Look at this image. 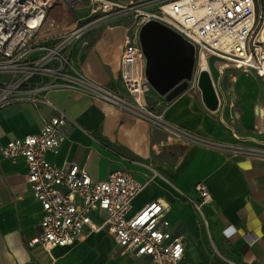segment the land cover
Wrapping results in <instances>:
<instances>
[{
    "label": "crops",
    "instance_id": "0c3cea01",
    "mask_svg": "<svg viewBox=\"0 0 264 264\" xmlns=\"http://www.w3.org/2000/svg\"><path fill=\"white\" fill-rule=\"evenodd\" d=\"M256 2L257 8L264 6V0ZM71 11L66 5L50 11L43 35L73 26L81 14L75 17ZM123 18L89 32L70 60L87 81L126 95L120 58L130 20ZM213 57H208V72L218 98L215 109L206 105L197 84L200 67L172 100L154 89L148 96L150 107L177 133L87 92L52 89L48 97L69 121L62 126L59 152L48 153V159L60 166L78 164L94 180L124 169L144 181L132 212L152 200L164 202L170 230L182 238L186 258L194 264H264V79L243 69L224 75L222 65L215 69L211 64ZM54 115L46 104L1 107L0 145L38 132ZM26 173L23 159L0 154V264H153L147 257L121 253L106 230H86L71 246L29 247L28 240L41 232V212L27 188ZM197 184L211 195L200 210L182 195L199 200Z\"/></svg>",
    "mask_w": 264,
    "mask_h": 264
},
{
    "label": "built area",
    "instance_id": "2783aa9c",
    "mask_svg": "<svg viewBox=\"0 0 264 264\" xmlns=\"http://www.w3.org/2000/svg\"><path fill=\"white\" fill-rule=\"evenodd\" d=\"M59 5L82 13L73 26L43 35L50 11ZM128 15L131 22L126 26L120 58V78L126 93L122 95L84 79L70 55L89 32ZM149 21L180 34L195 46L199 57L205 54L231 61L264 79V9L258 12L256 0H132L128 4L109 0H0V74L6 76L0 80V108L31 102L46 104L55 111L38 132L0 145L3 157L26 162L27 188L40 204L41 232L28 240L29 247L41 245L51 250L71 246L86 230H106L122 248L121 253L147 257L153 264H194L186 258L182 238L170 230L164 202L152 200L132 212L133 200L145 188L144 181L124 169L111 171L104 180H94L78 164L60 166L48 159V153L59 152L62 126L69 121L48 97L55 88L87 92L177 133L148 101L153 87L146 76L139 32ZM37 76L48 79L32 81ZM95 87L107 89L132 106L105 97ZM195 190L199 200L182 195L200 210L211 195L203 184H197Z\"/></svg>",
    "mask_w": 264,
    "mask_h": 264
},
{
    "label": "water",
    "instance_id": "95a60500",
    "mask_svg": "<svg viewBox=\"0 0 264 264\" xmlns=\"http://www.w3.org/2000/svg\"><path fill=\"white\" fill-rule=\"evenodd\" d=\"M139 40L146 56V76L153 89L170 101L191 83L196 62L195 46L180 34L157 21L145 23ZM197 84L206 105H218L213 80L206 70L198 73Z\"/></svg>",
    "mask_w": 264,
    "mask_h": 264
},
{
    "label": "rangeland",
    "instance_id": "374dc122",
    "mask_svg": "<svg viewBox=\"0 0 264 264\" xmlns=\"http://www.w3.org/2000/svg\"><path fill=\"white\" fill-rule=\"evenodd\" d=\"M55 8H56V7H55ZM263 9H264V6L262 5V6L260 7V5H259V7H258V12H262ZM67 11H68V10H67ZM76 11H77V12H76ZM59 12H60V11H59ZM71 12L74 14L75 17L78 15V13H80V14L82 13L81 10L74 9V8H72V11H71ZM129 17H131V16H129V15H128V16H124L123 19H125V20H130V22H131V18H129ZM115 20H116V21H115ZM109 21L117 22V21H120V20L114 19V20H109ZM109 21H107V22H109ZM129 24H130V23H129ZM129 24H128V25H129ZM128 25H127V26H128ZM198 61H199V55L196 54V62H195V68H196V69L199 68V66H198ZM210 62H211V64L215 67V69H218V68L222 65V66H223V69H224V75L227 74V76H228L230 70H239V71H241L240 69H238V68L236 67V64H234L233 62L228 61V60H223V59H219V58L213 57L212 59H210ZM213 75L216 77V74H215L214 71H213ZM2 77H6V76L0 74V80H2V79H1ZM262 83H264V80L262 81Z\"/></svg>",
    "mask_w": 264,
    "mask_h": 264
},
{
    "label": "bare ground",
    "instance_id": "6f19581e",
    "mask_svg": "<svg viewBox=\"0 0 264 264\" xmlns=\"http://www.w3.org/2000/svg\"><path fill=\"white\" fill-rule=\"evenodd\" d=\"M262 38H263V43H264V23H263V26H262ZM264 50V48H263ZM198 66L201 68V70H206V71H209L210 67H209V62H208V57L205 55V54H201L200 57H199V61H198ZM237 68H239L238 66H236ZM240 69V68H239ZM102 95H104L105 97L115 101V102H118V103H121L123 105H126V106H132L131 103H129L128 101L126 100H123L122 98H120L119 96L115 95L114 93L108 91L107 89H104V88H98V87H95Z\"/></svg>",
    "mask_w": 264,
    "mask_h": 264
}]
</instances>
